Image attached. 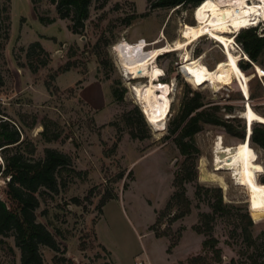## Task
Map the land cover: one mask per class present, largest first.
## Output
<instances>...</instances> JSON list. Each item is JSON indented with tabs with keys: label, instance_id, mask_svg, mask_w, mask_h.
Here are the masks:
<instances>
[{
	"label": "rangeland",
	"instance_id": "obj_1",
	"mask_svg": "<svg viewBox=\"0 0 264 264\" xmlns=\"http://www.w3.org/2000/svg\"><path fill=\"white\" fill-rule=\"evenodd\" d=\"M155 2L91 0L84 28L74 33L73 21L61 19L52 0H1L4 82L0 85V116L22 132V150L28 156L40 159L45 149H56L72 158L77 172L60 173L59 182L63 180L66 186H60L57 193L45 189L38 193L37 220L61 245L59 253L41 247L44 264H67L62 258L73 264H134L146 262V253L156 264H187L202 253L207 236L197 233L196 227L201 215L213 213L212 205L220 195L230 213L216 217L212 236L220 242L224 264L240 258L245 249L240 215L252 216L254 238L264 231V186L260 182H264V150L251 142L254 163L261 167L252 186L238 185L230 172L218 170L214 162L217 139L222 138L225 146L249 140V127L242 117L248 105L264 116V77L257 74L247 54L248 60L241 57L238 70L246 100L238 82L214 88L198 81L183 63V50L164 53L157 60L164 77L156 86L167 104L165 128L154 127L133 88L140 82L146 84L147 78L127 81L115 46L123 40L147 43V50L174 44L181 28L199 22L201 8L187 3L153 9ZM261 31L256 33L260 36ZM158 39L162 43L151 45ZM235 41L236 52L243 54ZM34 42L50 54L49 64L37 73L27 59ZM187 50L209 70L225 60L223 46L208 36L190 43ZM261 63L264 55L254 65L261 68ZM247 64L251 66L244 70ZM194 92L201 94L203 110L233 124L237 131L244 130L246 138L232 136L223 126L202 124L194 138L200 150L195 160L197 179L184 185L191 213L172 225L168 216L157 223L177 190L175 178L187 159L172 131L182 122L184 105ZM56 136L57 140L49 139ZM194 154L189 155L190 161ZM0 164L4 167L2 153ZM203 165L224 178L227 189L202 181ZM9 179L0 176V199L13 207L6 194ZM112 194L116 198L101 207V200ZM156 231L168 236L157 238ZM0 264H21V251L11 234L0 235Z\"/></svg>",
	"mask_w": 264,
	"mask_h": 264
},
{
	"label": "trees",
	"instance_id": "obj_2",
	"mask_svg": "<svg viewBox=\"0 0 264 264\" xmlns=\"http://www.w3.org/2000/svg\"><path fill=\"white\" fill-rule=\"evenodd\" d=\"M52 1L57 4L61 19H71L73 21L72 31L74 33H78L79 29L84 28V23L89 17L91 0ZM204 1L156 0L152 8H175L184 6L187 3H193L198 7ZM1 12L0 0V36L4 29ZM256 31L257 28H249L236 37L242 49L250 58V63L253 64H256L260 57L264 55V36H259ZM1 49L2 43L0 42V51ZM40 58L43 60L35 64L34 60ZM27 59L33 73H37L49 64L50 54L40 42H34L27 51ZM250 66L251 64H247V67H243V69L246 70ZM261 69L264 70L262 63ZM3 82L4 78L0 71V85ZM113 94L117 98L116 91ZM200 97L199 92H194V97L184 105L182 122L172 131L181 154L187 156V159L183 162L182 168L175 178L174 186L177 190L168 202L165 211L160 213L157 223H160L163 217L168 216L169 225H172L191 213V202L186 195L184 185L197 179L195 160L200 154V150L195 146L194 138L201 131L202 124L223 126L232 136L244 138V130L237 131L233 124L203 110ZM251 97L253 98V96ZM183 123L185 124L182 126ZM255 124L258 125L254 127ZM250 128L249 140L244 143L249 146L250 150L253 148L251 142L264 150V124L254 123ZM49 139L57 140L58 138L56 136ZM23 143L22 132L11 122L0 116V153L3 154L4 160V167L0 164V176L5 175L10 178L7 183L6 194L14 204L13 207H9L6 202L0 199V235L7 236L11 234L14 236L15 245L21 251V264H44L43 255L40 251L41 247H48L59 253L61 245L52 232L37 220L36 211L40 207L38 193L41 189L57 193L60 186H66L63 180L59 182L60 173L63 171L77 172L73 168V161L69 155L56 149L47 148L44 157L36 159L34 156H28L22 150ZM34 150L35 148H32L30 153L33 154ZM190 154L195 155L192 161L188 159ZM260 182L264 186V182ZM115 198L113 194L104 197L100 202V206L104 207L108 201ZM75 204L80 205V200L76 199ZM176 207V212H174ZM212 209V214L201 215L200 224L196 227L197 233L207 236L202 245V253L189 259L187 264H224L223 252L219 246L220 242L212 236L213 223L217 216L226 217L230 212L221 195L212 205ZM240 220V237L245 249L241 252L240 258L231 259L230 262L225 264H264V231L261 233V237L254 238L251 230L254 225L252 216L250 214L240 215ZM165 236H168L167 232L160 233L156 231L157 238ZM170 250L171 248H169ZM62 261L73 264L71 260L66 258H62Z\"/></svg>",
	"mask_w": 264,
	"mask_h": 264
},
{
	"label": "bare ground",
	"instance_id": "obj_3",
	"mask_svg": "<svg viewBox=\"0 0 264 264\" xmlns=\"http://www.w3.org/2000/svg\"><path fill=\"white\" fill-rule=\"evenodd\" d=\"M198 19L199 22L195 26L181 28L180 39L174 44L147 50V43L131 44L123 40L115 46L114 50L120 60L125 79L131 81L147 78L146 84L140 82L133 88L136 98L143 105L148 121L157 129L165 128L166 119V100L157 94L156 86V82L163 75L157 60L164 53L183 50V63L189 67L191 74L198 81L211 84L214 88L238 82L246 100H249L238 71L241 57L245 60H248V57L246 54L244 56L236 52L235 34L242 29L252 27L259 20L264 21V0H205L198 12ZM228 30H233V33H228ZM204 36H208L224 48L225 60L218 63L213 70L195 61L187 50L190 43ZM160 43L162 39L156 40L151 45L156 46ZM256 71L260 77H264V71L260 67H257ZM242 117L249 128L254 123L264 124V116L255 112L251 105H248ZM214 153V162L218 170L225 169L230 172L232 179L240 186H252L260 174L261 167L254 163L252 152L246 143L225 146L223 139L219 138L214 146ZM204 166L206 165L201 168L202 181L218 183L227 189L224 178L208 172Z\"/></svg>",
	"mask_w": 264,
	"mask_h": 264
},
{
	"label": "built area",
	"instance_id": "obj_4",
	"mask_svg": "<svg viewBox=\"0 0 264 264\" xmlns=\"http://www.w3.org/2000/svg\"><path fill=\"white\" fill-rule=\"evenodd\" d=\"M253 25H259L257 29L260 28L262 30L260 36L261 37L264 36V21L259 20L258 23L256 22ZM238 47H239L240 51L243 52V54L245 56L246 53H244V51L242 50V47L241 46H238ZM163 77H164V73L160 77V79H162ZM137 264H150V263L149 262H138Z\"/></svg>",
	"mask_w": 264,
	"mask_h": 264
},
{
	"label": "crops",
	"instance_id": "obj_5",
	"mask_svg": "<svg viewBox=\"0 0 264 264\" xmlns=\"http://www.w3.org/2000/svg\"><path fill=\"white\" fill-rule=\"evenodd\" d=\"M145 259H146V262H149L150 264H156L155 261L153 260V258L148 253H146ZM138 262H135L134 264H137Z\"/></svg>",
	"mask_w": 264,
	"mask_h": 264
},
{
	"label": "water",
	"instance_id": "obj_6",
	"mask_svg": "<svg viewBox=\"0 0 264 264\" xmlns=\"http://www.w3.org/2000/svg\"><path fill=\"white\" fill-rule=\"evenodd\" d=\"M253 67L256 69L257 67L252 63ZM246 99V98H245Z\"/></svg>",
	"mask_w": 264,
	"mask_h": 264
}]
</instances>
